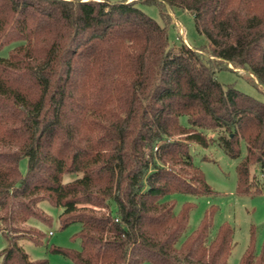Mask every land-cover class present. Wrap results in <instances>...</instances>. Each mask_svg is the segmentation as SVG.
I'll return each mask as SVG.
<instances>
[{"label": "trees", "instance_id": "16d2710c", "mask_svg": "<svg viewBox=\"0 0 264 264\" xmlns=\"http://www.w3.org/2000/svg\"><path fill=\"white\" fill-rule=\"evenodd\" d=\"M4 1L17 20L7 23L0 5V48L20 44L0 59L3 264H48L31 261L20 245L43 242L24 225L50 222L39 207L45 200L81 205L60 221L62 229L80 225L81 250L51 249L74 264H230L233 229L222 226L209 242L210 211L178 246L194 205L178 212L165 199L211 193L191 145L208 148L205 131L217 130L225 131L218 142L231 158L240 157L241 142L247 146L238 194H264V102L216 78L242 69L264 91V0ZM139 4L157 6L167 24L170 10L187 11L208 45L195 49L180 37L173 52L167 27ZM86 79L96 93L84 91ZM115 101L121 114L107 116ZM81 122L97 128V143L81 141ZM241 264H264L253 235Z\"/></svg>", "mask_w": 264, "mask_h": 264}, {"label": "rangeland", "instance_id": "374dc122", "mask_svg": "<svg viewBox=\"0 0 264 264\" xmlns=\"http://www.w3.org/2000/svg\"><path fill=\"white\" fill-rule=\"evenodd\" d=\"M100 1V0H95ZM109 3H119L126 0H106ZM137 0H128V2ZM1 15L7 23H13L17 17L13 15L9 7H6L5 1H0ZM141 10L150 18L158 22L160 25L167 27L170 45L173 47V52H177L181 47L183 37L192 48L203 49L208 45V40L205 36L200 35L196 29L194 17L187 11L175 9L170 10L169 13L172 17L171 21L167 24L161 16L160 9L155 5L139 4ZM48 38L47 40H49ZM43 38H39L35 43L40 45L42 49L44 45ZM20 43H13L11 45L0 48V59L9 57L10 52ZM38 49V47H37ZM39 50V49H38ZM37 50V51H38ZM41 53V52H40ZM232 67V66H231ZM248 73L242 69L236 68L235 70H222L217 73L216 78L218 82L224 86H234L240 92L249 95L257 100L264 102V91L261 87H256L248 80ZM90 80L86 79V88L84 91L90 95L95 91V86L92 85ZM91 86V87H90ZM92 88V91H90ZM96 93V92H94ZM95 97V94H94ZM109 112H121L118 103L115 101L109 107H106ZM89 118V117H88ZM87 118V119H88ZM91 120V118H90ZM180 123L183 127L188 128L189 123L187 117H182ZM82 135L81 141L91 140L96 142L101 138L100 132L96 127H89L87 123L82 126L79 124ZM208 138L213 139V143L204 148L196 144L191 145V155L193 158L194 167L199 170L207 184L211 188V193L201 196H194L189 194H174L166 197L165 200H174L176 203V210L179 212L185 204H193L194 208L191 212L188 228L183 233L178 243V246L192 234L201 223L203 217L207 212L213 211V223L209 231L208 241L213 242L220 232L222 226H229L234 231L233 242L234 249L230 257V264H241L242 257L246 252L252 235L254 236V247L257 256L264 257V194H247L239 195L238 188V166L243 161L247 154V146L245 142H241L240 149L241 155L237 159H233L226 154V152L219 145V137L225 135L224 130L205 131ZM148 154L151 150L147 151ZM28 170V159L23 158L20 162V171L23 175ZM254 170V169H253ZM252 170V172H253ZM82 177L78 175H66L64 182H72ZM81 205H74L66 208L65 206H55L50 201L45 200L39 204L40 209L50 217V222L45 223L38 219L32 218L25 228H35L44 236L41 244H36L30 240H21L20 245L29 255L31 261H47L48 264H74V262L63 256L52 252L53 246L70 249L75 251L81 250L79 240H74L75 235L80 231L79 224H73L66 229L61 228V218L67 209H75ZM95 211L96 208H93ZM116 210V209H114ZM117 213L116 211H114ZM53 233L50 235V233ZM7 246V241L4 235L0 232V253ZM0 264H3V258L0 256Z\"/></svg>", "mask_w": 264, "mask_h": 264}, {"label": "built area", "instance_id": "2783aa9c", "mask_svg": "<svg viewBox=\"0 0 264 264\" xmlns=\"http://www.w3.org/2000/svg\"><path fill=\"white\" fill-rule=\"evenodd\" d=\"M182 34H183V33H181V36H182L183 40L185 41V43L187 44V42H186V40L184 39V37H183ZM52 234H53V233L51 232L50 235H52Z\"/></svg>", "mask_w": 264, "mask_h": 264}]
</instances>
